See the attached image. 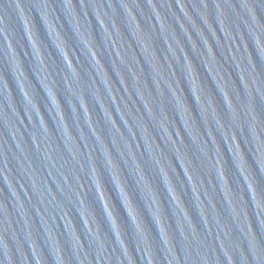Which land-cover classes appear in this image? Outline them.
<instances>
[{"label": "water", "instance_id": "water-1", "mask_svg": "<svg viewBox=\"0 0 264 264\" xmlns=\"http://www.w3.org/2000/svg\"><path fill=\"white\" fill-rule=\"evenodd\" d=\"M0 264H264V0H0Z\"/></svg>", "mask_w": 264, "mask_h": 264}]
</instances>
